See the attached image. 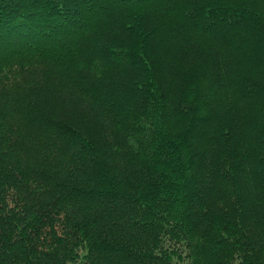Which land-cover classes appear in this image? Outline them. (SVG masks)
<instances>
[{"label": "trees", "instance_id": "trees-1", "mask_svg": "<svg viewBox=\"0 0 264 264\" xmlns=\"http://www.w3.org/2000/svg\"><path fill=\"white\" fill-rule=\"evenodd\" d=\"M0 264H264V0H0Z\"/></svg>", "mask_w": 264, "mask_h": 264}, {"label": "rangeland", "instance_id": "rangeland-1", "mask_svg": "<svg viewBox=\"0 0 264 264\" xmlns=\"http://www.w3.org/2000/svg\"><path fill=\"white\" fill-rule=\"evenodd\" d=\"M256 6H258L259 8H262L263 6L262 5H260V4H258V3H256ZM186 22V21H185ZM187 23V22H186ZM166 40V39H165ZM196 131L198 132L199 130L197 129V127H195V133H196Z\"/></svg>", "mask_w": 264, "mask_h": 264}]
</instances>
